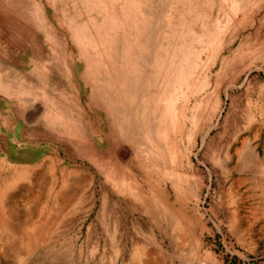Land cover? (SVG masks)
I'll return each mask as SVG.
<instances>
[{
    "label": "rangeland",
    "instance_id": "rangeland-1",
    "mask_svg": "<svg viewBox=\"0 0 264 264\" xmlns=\"http://www.w3.org/2000/svg\"><path fill=\"white\" fill-rule=\"evenodd\" d=\"M40 92L112 155L71 204L91 161ZM263 164L264 0H0V264H264Z\"/></svg>",
    "mask_w": 264,
    "mask_h": 264
},
{
    "label": "bare ground",
    "instance_id": "bare-ground-1",
    "mask_svg": "<svg viewBox=\"0 0 264 264\" xmlns=\"http://www.w3.org/2000/svg\"><path fill=\"white\" fill-rule=\"evenodd\" d=\"M148 12V11H147ZM22 29V27H21ZM35 87L36 84H34ZM41 88V87H40ZM41 93V92H40ZM37 94V93H36ZM35 94V95H36ZM34 95V96H35ZM52 94H44L42 95L41 93V97L44 99L47 100V104L45 105V107L43 106H39V105H35L32 107V111L30 112V114L28 115L29 116V120L33 121L34 123H39L41 122L42 120H46L47 121V127L51 130V132H54L66 139H68L67 141L69 142H72L74 141L75 144L82 148V150L85 151H88V154H89V158H90V163L89 165H83L81 167H74V169H72V172L70 173H66V171H60V175H58V177H56V179H54L52 182H51V186L46 190L47 193H48V197L50 198H55V200H59L65 205V204H71L72 202H74L76 199H77V195L79 192H77V190L75 189V187L81 184L79 183H82L84 181H86L87 179H89V177L91 175H93L92 173H98V171L101 170V168H103V166H106V161L108 160V162L111 160L112 158V155L109 154L108 152H106L104 149H102L100 146H98V144H94L92 142V140L90 139V135H86L85 132L81 129L80 125H79V121L77 118H73V115L69 109V107L67 106H60L56 109H59L57 111L58 114H60V116L62 117H57L61 120L65 119L64 122H61V125H60V122H57L55 121L56 120V117L52 115V112L54 111L53 110V107L55 105V102H54V94L53 96H51ZM39 96V94H38ZM37 96V97H38ZM40 96L38 97V99H40ZM49 96V97H48ZM36 97V96H35ZM36 99V98H35ZM41 100V99H40ZM56 101V99H55ZM138 101V100H137ZM102 102L105 104L104 100H102ZM100 106V105H99ZM117 105H114L112 108H113V112L114 113H111L109 111V109H103V112L105 113L106 115V118L108 121L106 122H109V130L112 129L113 130V124L111 123L110 120H112L114 117H117ZM56 111V110H55ZM54 111V112H55ZM120 112V111H119ZM122 117V116H120ZM128 119V118H127ZM81 120V118H80ZM114 120V119H113ZM119 120V119H118ZM82 121V120H81ZM128 122V121H127ZM64 123V125H63ZM115 125V124H114ZM125 125V124H124ZM42 126V125H41ZM40 126V127H41ZM117 126V125H116ZM129 126V125H127ZM37 127V126H36ZM111 127V128H110ZM125 127L123 128H120V129H124ZM129 128V127H128ZM152 127H150L151 129ZM44 129V128H43ZM119 129V130H120ZM154 130V129H153ZM44 132V131H43ZM42 132V133H43ZM110 132V131H109ZM117 132V131H116ZM45 133V132H44ZM87 133V132H86ZM118 134V133H117ZM33 136V135H32ZM111 137V136H110ZM119 137V136H118ZM134 137V136H133ZM114 138V137H113ZM126 139L128 140H131L132 138H130L129 136H126ZM125 139V140H126ZM65 140V139H64ZM126 140V141H127ZM133 140V139H132ZM53 141H55L53 139ZM56 142V141H55ZM128 142V141H127ZM52 143V142H51ZM64 143V142H63ZM58 144V143H57ZM64 145V144H63ZM132 145V144H131ZM74 148H75V145H74ZM60 149V148H59ZM68 149V148H67ZM64 150V149H63ZM66 150V149H65ZM111 151V150H110ZM70 152H67V154H69ZM80 153V152H78ZM81 155V154H79ZM91 155V156H90ZM255 155V154H254ZM70 156V155H69ZM256 157V156H255ZM253 157L252 155H250V161H251V166L249 168V172L251 173V176H256L257 174H260L259 173V170L261 169V164L260 162H258L256 160V158ZM69 158V157H68ZM77 160V159H75ZM249 160V159H248ZM247 161V160H246ZM111 162L112 160L110 161V165H111ZM108 164V163H107ZM79 165V164H78ZM264 165V164H263ZM115 165L113 164V167ZM247 166V165H246ZM120 167V166H118ZM111 168V166H110ZM117 168V167H116ZM243 168V166H242ZM245 168V167H244ZM39 169V168H38ZM37 169V165H34L33 167L31 168H28V169H25V168H21V167H11V170L13 173H15V176L17 175L18 177L19 176H22L24 175L25 173H29L32 175V183H31V186H22L19 188V192L20 193H24V192H27V191H32V199H36V200H40L41 196L40 194H35L34 191H35V188L37 187H44L45 184H44V173L43 171L41 170H38ZM42 169V167L40 168ZM238 169V168H237ZM93 170V171H92ZM241 170V168H240ZM1 171V169H0ZM242 171V170H241ZM78 175H76V173H78ZM88 172H90L88 174ZM263 174H264V169H263ZM2 173V172H1ZM247 173V172H246ZM4 174V172L2 173ZM11 174V173H10ZM76 175V178H78L77 180H75L77 183H76V186H71L69 187V177H72L74 178V175ZM128 172L126 170V168H119V169H112L110 171V174H107L106 173V178L108 180H111V178L113 177V175L116 176L117 179H120V178H126L128 176ZM109 175H112V176H109ZM16 176V177H17ZM104 176V175H103ZM13 177V176H12ZM17 177V178H18ZM105 177V176H104ZM75 179V178H74ZM73 179V181H74ZM15 181V180H14ZM112 182V181H111ZM39 188V189H40ZM34 190V191H33ZM44 191V190H43ZM46 194V193H45ZM28 195V194H27ZM42 195V194H41ZM43 196V195H42ZM1 210V209H0ZM4 211V210H3ZM16 214V213H15ZM4 218V217H3ZM4 220V219H2ZM2 223V222H1ZM4 223V222H3ZM28 224V223H27ZM33 226V225H32ZM36 226V225H35ZM39 226V225H38ZM34 227V226H33ZM39 228V227H38ZM29 229V228H28ZM26 230V228H25ZM23 231V236L22 238L23 239H27L28 238V235L30 232L27 233V230L26 231ZM31 229H29L28 231H30ZM34 230V229H32ZM33 232V231H32ZM35 232V231H34ZM41 233V232H39ZM38 233V234H39ZM30 235V234H29ZM34 235V234H33ZM36 236V234H35ZM34 236V237H35ZM28 239H31L30 237ZM27 239V240H28ZM38 242V241H37ZM32 246V245H31ZM34 247V246H33ZM28 248V247H27ZM142 248V247H141ZM137 251V250H136ZM36 252V251H35ZM31 254V253H30ZM33 254V253H32ZM25 255V254H24ZM27 259V258H26ZM23 260V258H22ZM150 264V263H148Z\"/></svg>",
    "mask_w": 264,
    "mask_h": 264
},
{
    "label": "crops",
    "instance_id": "crops-1",
    "mask_svg": "<svg viewBox=\"0 0 264 264\" xmlns=\"http://www.w3.org/2000/svg\"><path fill=\"white\" fill-rule=\"evenodd\" d=\"M31 134H34V132H29L28 134H25V135H29V137L32 138V135ZM108 191H105V193L107 194Z\"/></svg>",
    "mask_w": 264,
    "mask_h": 264
}]
</instances>
